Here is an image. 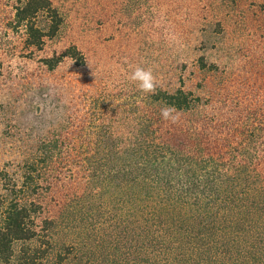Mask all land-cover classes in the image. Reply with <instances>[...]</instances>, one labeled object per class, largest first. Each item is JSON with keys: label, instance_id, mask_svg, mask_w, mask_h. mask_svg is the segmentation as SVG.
I'll return each instance as SVG.
<instances>
[{"label": "trees", "instance_id": "trees-1", "mask_svg": "<svg viewBox=\"0 0 264 264\" xmlns=\"http://www.w3.org/2000/svg\"><path fill=\"white\" fill-rule=\"evenodd\" d=\"M10 2L5 23L23 32L26 50L42 51L62 31L53 0ZM255 57V86L232 106L181 76L151 93L133 84L125 110L110 109L106 98L82 108L88 98L75 94V77L44 84V114L23 134L34 161L21 185L6 170L0 176V264H95L99 248L102 261L112 248L116 264H264V53ZM69 62L88 65L77 45L42 59L52 77ZM196 67L200 74L218 70L206 55ZM169 106L175 122L161 116ZM58 164L68 174H52L42 187L40 168L53 173ZM68 175L84 176L81 198L113 190L105 211L113 230L94 245L76 249L56 238L74 221L64 198L48 193L70 184Z\"/></svg>", "mask_w": 264, "mask_h": 264}, {"label": "rangeland", "instance_id": "rangeland-1", "mask_svg": "<svg viewBox=\"0 0 264 264\" xmlns=\"http://www.w3.org/2000/svg\"><path fill=\"white\" fill-rule=\"evenodd\" d=\"M53 2L64 18L62 31L55 39L47 40L42 51H28L23 32H12L5 23L3 13L11 6L10 0H0V176L6 170L12 182L19 185L27 173L26 164L35 158L34 151L23 147L25 127L34 117L43 116L42 86L56 78L79 80L75 94H87L88 98L82 108L99 105L106 98L110 109L121 106L122 110L128 103L131 86L137 84L129 78L137 66L152 69L155 88L180 76L191 86L200 80L207 84V97L211 92L230 106L239 102L240 91L249 89L245 93H250L255 86V56L264 53V0ZM71 45H77L86 55L87 67L80 69L69 62L55 77L50 76L42 59L60 54ZM200 55L216 64L217 72L200 74L196 67ZM38 106L42 109L40 115L36 113ZM52 174L55 177L68 173L62 164L53 173L41 167L38 176L42 175V187L48 185ZM82 178L68 175L70 184L66 182L60 189L54 186L48 193L49 197L64 198L69 221H74L71 227H61L56 238L74 242L76 249L86 242L94 245L113 230L109 226L111 214L105 212L111 208L113 190L99 196L97 189L90 194L94 199L81 198L85 190L77 184ZM109 250L104 251L109 261H102L101 248L93 250L95 264H116ZM73 253L76 259L78 252ZM129 264H135V260L131 258Z\"/></svg>", "mask_w": 264, "mask_h": 264}, {"label": "clouds", "instance_id": "clouds-1", "mask_svg": "<svg viewBox=\"0 0 264 264\" xmlns=\"http://www.w3.org/2000/svg\"><path fill=\"white\" fill-rule=\"evenodd\" d=\"M129 78L130 80L136 82L138 88L145 93H151L155 90L156 78L151 68L137 66ZM174 112V107H165L161 110V116L165 120L171 119L173 122H175L177 117L173 115Z\"/></svg>", "mask_w": 264, "mask_h": 264}, {"label": "water", "instance_id": "water-1", "mask_svg": "<svg viewBox=\"0 0 264 264\" xmlns=\"http://www.w3.org/2000/svg\"><path fill=\"white\" fill-rule=\"evenodd\" d=\"M41 112H42L41 106H38L36 110L37 115H40Z\"/></svg>", "mask_w": 264, "mask_h": 264}]
</instances>
